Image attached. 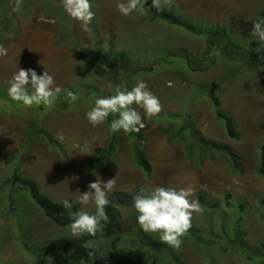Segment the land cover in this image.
I'll list each match as a JSON object with an SVG mask.
<instances>
[{
  "label": "rangeland",
  "instance_id": "rangeland-1",
  "mask_svg": "<svg viewBox=\"0 0 264 264\" xmlns=\"http://www.w3.org/2000/svg\"><path fill=\"white\" fill-rule=\"evenodd\" d=\"M15 4L16 0H0V26L5 29L1 47L7 50L0 56V89H6L19 67L32 68L38 75L47 70L61 93L51 107H22L0 99V264H58L57 256L47 250V241L70 235L69 226L55 225L27 190L10 179L17 169L24 177L37 180L43 192L58 201L77 202L80 192L88 190L87 185L96 178H114L111 193L116 197L134 194L137 187L154 186L190 189L189 201H198L202 192L209 205L217 206L210 209L198 201L200 211L192 213L191 223L208 241H219L227 248L184 238L178 249L183 264H261L264 251L256 260H246L220 233L221 223L231 231L237 205L243 202L247 241L264 244V219L258 205L264 195V179L256 174L264 139V63L249 64L239 56L237 62H231L216 50L218 63L196 70L206 50L202 38L165 21H151L145 12L124 17L116 10V0H91L94 15L87 30L67 16L60 0H20V7L14 10ZM160 4L205 27L229 24L233 16L254 19L264 10V0H160ZM238 38L245 45L251 39L259 41L256 48L264 45L253 35ZM108 39L123 55L112 67L96 61L97 54L108 48ZM179 52L189 56L191 67L185 58L172 56ZM137 80L146 83L161 106L148 119L137 109L144 122L141 133L151 172L135 164L132 139L123 132L117 153L91 165L89 158L106 144L109 130L106 121L92 127L85 112L95 97L114 94L117 86L130 89ZM68 92L78 99L70 101ZM216 107L235 118L240 140L225 135ZM191 116L205 137L235 148L242 158L240 174L231 172L222 153L204 158L202 164L188 159L190 135L184 132L176 140L172 136ZM37 123L57 144L37 132ZM123 208V228L130 231L134 209ZM81 210L93 213L94 205H81ZM91 243L101 252L93 264H111L109 240Z\"/></svg>",
  "mask_w": 264,
  "mask_h": 264
},
{
  "label": "trees",
  "instance_id": "trees-1",
  "mask_svg": "<svg viewBox=\"0 0 264 264\" xmlns=\"http://www.w3.org/2000/svg\"><path fill=\"white\" fill-rule=\"evenodd\" d=\"M89 2H91V0H89ZM144 12L149 15L151 21H165L169 25L172 24L176 26L179 30L182 29L188 34H192L204 40L206 45L204 56H202L203 58H199V68L193 69L203 70L211 67L214 63H218L215 59L216 50L221 51L222 57L224 56L223 59H227L231 62H237L239 56L249 64L264 63V45H261L260 48H256L255 46L260 45L259 41L251 39L249 45H245L242 41H239L238 38L239 35L245 38L251 37L252 24L256 21H264V10L254 19L233 16L229 24H218L210 27H205L204 25L193 22L189 18L180 15L177 11L169 9L164 5H161V11L157 12L155 8L151 6V0H145ZM4 33L5 29H2L0 26V47L2 43H4ZM183 53L184 54H181V52L174 53L172 56H177V59L185 58V60H188L187 62L191 67L189 56L185 52ZM122 56L119 49L111 43V39H108V48L97 54L96 61L100 62L104 67H112L116 65L117 60L123 58ZM88 58L90 60L92 59L91 56H87V60ZM0 99L7 102L12 101L7 96L6 91L1 89ZM215 112L223 123L225 135L231 140H240L242 134L238 129L235 118L221 107H216ZM112 118V116H109L106 120L107 125ZM35 129L52 144H57L51 133L40 126L39 123L35 125ZM184 132L190 135L188 159L193 160L196 164H202L204 158L222 153L230 163L231 172L233 174L241 173L242 158L235 148L229 143L205 137L202 132L196 128L192 116L186 120V124H182L175 129L172 139L176 140L179 136V138H182L185 135ZM121 133L122 131L116 133L109 132L106 144L95 150V154L89 158V163L91 165H98L113 157L117 153ZM128 137L132 139L131 153L135 164L142 171L146 173L151 172L152 164L145 151V144L143 142L144 136H142L141 129L136 133H128ZM258 152L259 157L256 174L264 179V139L259 145ZM10 179L25 188L44 215L57 226L67 228L71 223L72 216L78 211H81V205L72 199H67L72 204V207L70 209L64 208L63 201H58L43 192L37 180L24 177L18 172V169ZM140 188L141 187H137L134 194L124 195L122 197H116L113 193L107 196L109 200V205L105 207L107 221L101 222L103 225L102 233H97L94 237H90L86 234L80 237L60 235L49 239L47 241V250L57 256V263L93 264L94 259L100 255V251L98 250L94 253L93 258L89 257V249L86 248L85 245L97 239H104L109 240L107 257L110 259L111 264H183V259L178 254L179 248L174 249L167 244L161 243L158 236L154 233H144L139 229L135 220L137 214L134 210H132L130 218L133 222H131L132 225L136 228L133 226L131 228L128 227L130 231H126V229L123 228V207L132 205V197ZM198 201L203 205H209L206 195L202 192L198 193ZM258 205L261 209L260 217L264 219V195L259 197ZM216 206L217 204L210 203L209 208L215 209ZM244 207L245 205L243 202L238 203L237 209L239 211L231 221V231L227 232L224 223H221L222 232L220 235L227 238V243L233 246L235 250L239 251L246 260L254 261L256 260V256L260 255L259 253H263L264 244L256 245L248 243L246 238L247 231L243 229V219L241 215ZM184 238H190L199 243H219L222 249L227 248L226 244H222L219 241H208L206 237L203 236L200 229L194 227L193 224L185 235L180 237L181 240ZM172 260H174L173 263H171ZM261 264H264L263 260H261Z\"/></svg>",
  "mask_w": 264,
  "mask_h": 264
},
{
  "label": "clouds",
  "instance_id": "clouds-1",
  "mask_svg": "<svg viewBox=\"0 0 264 264\" xmlns=\"http://www.w3.org/2000/svg\"><path fill=\"white\" fill-rule=\"evenodd\" d=\"M61 6L67 16L80 23L87 30L94 13L90 10L89 0H60ZM145 0H116V10L124 17L132 13L144 14ZM151 6L157 12L161 11L160 0H151ZM20 7V0H16L14 10ZM251 34L264 42V21H256L252 24ZM6 49L0 47V56L6 54ZM7 96L18 106L51 107L61 88L44 70L41 74L32 69L19 68L14 71L7 81L5 89ZM114 94L97 96L89 110L85 112L87 122L92 126L103 124L109 116L113 118L108 123L110 133L122 131L123 133H136L144 127V122L137 109L143 110V118L155 117L161 110L158 98L152 94L143 80H137L129 88L117 86ZM70 101L78 97L73 92L66 93ZM135 105V107H133ZM115 185L114 178L105 181L97 179L87 185L84 192L76 198L81 205H94V212L81 210L72 216L69 225L70 235L80 237L88 235L94 237L103 232L102 221H107L105 207L109 205L107 198ZM190 189H176L173 187L154 186L141 187L132 197V209L136 212L135 220L139 229L144 233H155L161 243L177 249L184 236L192 226L191 217L193 212L200 211L197 200L189 201ZM63 207L70 209L72 204L66 199ZM89 249L88 256H94L99 247L93 243L85 245ZM101 253V252H100Z\"/></svg>",
  "mask_w": 264,
  "mask_h": 264
}]
</instances>
